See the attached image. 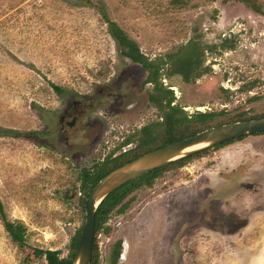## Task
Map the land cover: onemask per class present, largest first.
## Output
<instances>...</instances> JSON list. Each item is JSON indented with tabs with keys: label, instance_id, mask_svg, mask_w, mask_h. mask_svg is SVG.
Wrapping results in <instances>:
<instances>
[{
	"label": "rangeland",
	"instance_id": "obj_1",
	"mask_svg": "<svg viewBox=\"0 0 264 264\" xmlns=\"http://www.w3.org/2000/svg\"><path fill=\"white\" fill-rule=\"evenodd\" d=\"M103 14L153 81L121 55ZM197 112L214 114L211 128L263 118L264 0H0V131L11 132L0 136V203L26 229L20 248L0 218V264H46L35 250L66 257L84 223L81 170L159 143L168 114ZM128 198L95 238L98 264H113L117 241L115 264H264V132Z\"/></svg>",
	"mask_w": 264,
	"mask_h": 264
},
{
	"label": "trees",
	"instance_id": "obj_2",
	"mask_svg": "<svg viewBox=\"0 0 264 264\" xmlns=\"http://www.w3.org/2000/svg\"><path fill=\"white\" fill-rule=\"evenodd\" d=\"M244 2H247V0H242ZM253 10L257 12V9L253 7ZM104 23L108 27V34L112 38L114 42L118 44V46L121 48V55L130 60L132 63L139 64L144 70L149 71L148 76L146 78V83H150L153 81V79L156 78L157 72H152L151 68L152 65L147 63L145 58L139 53V49L135 42L128 39L126 34L119 29L113 22H110L107 17L103 14L102 15ZM155 76V77H154ZM182 79L184 82H189L190 80V74L189 72H182L181 74ZM53 90L56 92L57 95H60L61 90L60 88L56 86H51ZM150 101L153 102L154 98L150 97ZM170 103V102H169ZM169 103L167 105H169ZM173 113L165 117L164 121V130L162 137L159 140V143H156L151 140H145L141 147H138L133 151L132 153L124 152L120 154L119 157L113 158L112 161L105 160L104 163L97 164L93 169L87 170L83 169L81 170L79 177H80V192H81V207L84 204L85 199L90 194L93 187L107 174H109L111 171L123 166L124 164L133 161L134 159L149 153L151 151H154L156 149L165 147L169 144L181 141L183 139H186L188 137H191L199 132H202L204 130H208L211 127L209 126V123L213 121L214 114L213 113H201L197 112L194 116L188 118L186 116H183L182 120L178 119L175 120L173 118ZM264 118V116H263ZM254 119H260L254 118ZM251 119V120H254ZM245 121V120H242ZM249 121V120H248ZM196 122L198 123V127H191L190 123ZM237 121H231L227 122L226 124L236 123ZM180 126H183L181 128ZM222 126V125H221ZM218 127V126H217ZM11 132L6 130L0 131V136H7ZM242 138H238L236 140H231L227 142H223L219 145H216L210 149H206L197 153H194L190 156H187L183 158L182 160H179L177 162H174L170 165H167L165 167H162L160 169L154 170L152 172H149L139 178H137L138 181L134 182L131 181L124 186L120 187L119 189L115 190L111 194H109L98 206V208L95 211L94 215V234H93V241H92V250H91V259L90 264H98V250L97 245L95 242V238L97 234L103 230L104 233H108L109 229L105 227L107 222L110 220V217L112 214L121 215L123 214L129 204H130V198L127 199V197L135 190H138L142 186L150 187L152 185V182L163 172L168 171L171 168H182L185 164L191 162L194 159H201L203 158L210 150H217L221 149L235 141H239ZM141 148V150H140ZM127 199V200H125ZM0 218L2 221V226L8 237L10 238L11 242L17 245L18 247H23L25 240H26V229L23 226L22 223L19 222H11L9 221L3 211V207L0 203ZM81 229L71 238L70 245H69V252L66 257L62 258L60 257L59 251H49V250H35L34 251V257L35 259H44L46 264H71L74 251L80 236ZM121 252V242L117 241L114 244L113 250H112V260L113 264L117 261L118 257H120Z\"/></svg>",
	"mask_w": 264,
	"mask_h": 264
},
{
	"label": "water",
	"instance_id": "obj_3",
	"mask_svg": "<svg viewBox=\"0 0 264 264\" xmlns=\"http://www.w3.org/2000/svg\"><path fill=\"white\" fill-rule=\"evenodd\" d=\"M263 132L264 118L213 127L146 153L111 171L93 187L84 201V223L71 264H90L95 211L109 194L149 172L182 160L194 153L210 149L223 142Z\"/></svg>",
	"mask_w": 264,
	"mask_h": 264
},
{
	"label": "flooded vegetation",
	"instance_id": "obj_4",
	"mask_svg": "<svg viewBox=\"0 0 264 264\" xmlns=\"http://www.w3.org/2000/svg\"><path fill=\"white\" fill-rule=\"evenodd\" d=\"M79 104V102H74L73 103V106L74 105H78ZM66 110H68V108L66 109ZM69 118L67 115H63L62 117H60V123L62 124L63 122H64V119L65 118ZM70 121L69 122H67L66 123V125H64V126H67V128H70V129H74L75 127H76V124H77V121H76V119H77V116L74 114V116L72 117V114L70 115ZM63 125V124H62ZM62 133V132H61ZM64 136V135H63ZM61 141H65L66 139H60Z\"/></svg>",
	"mask_w": 264,
	"mask_h": 264
},
{
	"label": "built area",
	"instance_id": "obj_5",
	"mask_svg": "<svg viewBox=\"0 0 264 264\" xmlns=\"http://www.w3.org/2000/svg\"><path fill=\"white\" fill-rule=\"evenodd\" d=\"M120 225L119 222L115 223V226L114 227H118Z\"/></svg>",
	"mask_w": 264,
	"mask_h": 264
}]
</instances>
